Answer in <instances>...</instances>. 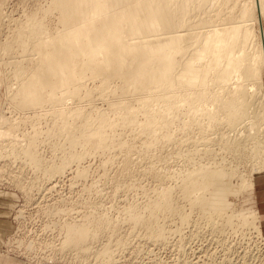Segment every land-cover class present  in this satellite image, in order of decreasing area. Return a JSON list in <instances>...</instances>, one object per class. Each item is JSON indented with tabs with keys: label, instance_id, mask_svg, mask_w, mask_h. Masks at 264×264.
I'll use <instances>...</instances> for the list:
<instances>
[{
	"label": "rangeland",
	"instance_id": "obj_1",
	"mask_svg": "<svg viewBox=\"0 0 264 264\" xmlns=\"http://www.w3.org/2000/svg\"><path fill=\"white\" fill-rule=\"evenodd\" d=\"M239 1L241 0H220L221 5L216 2L218 5L216 4L214 8L210 6L207 9L193 10L185 27L181 30H187L189 33L192 31L195 35L200 31L197 27L202 19L210 20L218 27L232 21L241 23L244 18H241L240 11L237 9L241 10L242 2ZM52 2L53 0H0V111L5 119L8 118V122H14L16 126L14 128L15 126L3 123V129H9L10 134L0 139V191L7 193L6 198L3 199L5 203L3 208H6L4 215L10 225V234L0 248V252L23 264H264L263 210L258 204L260 187L256 183L257 178L264 176V167L260 164L264 160V155H261V160L257 161L256 157L260 158L261 153L255 155L251 142L246 143V151L242 149L243 152L231 145V140L241 141L248 133V130L240 126L230 129L222 112L225 110L217 108L220 101H231V94L227 91L231 86L223 87L217 82H214V85L212 81L211 86L210 82L208 86L200 84L201 88L210 87L209 90L212 88L211 94L218 92L220 99L217 98L218 100L214 101L208 99L211 102L206 101L203 106L198 105L197 109L195 108L196 113L193 112L194 110L189 112V105L193 100L183 102L174 100V98L170 99L169 102L172 103L169 105L172 107L166 103L165 110L168 107L171 108L166 113L171 118H168V121L172 120L170 121L172 122L170 123L172 133L170 128L169 134V136L172 134V140L159 142H156V135L154 138L149 137L150 134H143L141 130H138L139 127L132 128L119 124L120 115L118 112L115 114L123 101L124 104L130 101L131 105L135 104L133 111H135V118L138 119L136 121L143 122L145 115L136 109L141 106V101L147 94L134 95V98L127 96L118 87L121 84L118 79L116 83H109L110 86H107L109 90L107 87L104 89L102 79L97 74L83 69L78 62L69 66V74L71 76L77 74L78 79L71 81L67 90L58 92L56 99L47 98L38 102L35 107L27 109L22 108L19 101L14 100V94L22 80V72H25L26 76V73H35L40 66L36 63L40 58L32 52V48H27L29 52L25 50V53L23 48L20 49L23 42L22 37L31 31L36 37L39 35L43 37L47 33L54 37L63 28L60 23V13L58 11L49 12ZM198 2L199 0H196L191 4L190 9H193L194 4ZM257 15L255 14V17ZM40 22L47 33L41 34L39 31V34L37 31ZM248 22L253 24V29L246 34V38H243L244 31H238L235 44H243V47L237 46L234 55L239 57L244 55L246 61L249 62L248 57L257 56L258 50L264 47L258 31L260 24L264 28V13L260 15L258 22L253 18ZM33 24H37L36 27ZM188 28L191 30L189 31ZM33 30H36L38 35ZM33 41L31 38L27 44L31 46ZM18 42L21 43L19 46L14 45H18ZM8 43H13L14 47L8 50V55L6 53L4 55V49ZM78 49L75 45L72 54H77ZM24 59L25 71H21L20 68L17 69L16 63L21 67ZM206 59L209 60L207 57ZM217 68L212 67L213 71ZM230 78L232 82L240 80L244 85L246 84L251 94L256 91L248 84L257 83L255 87L258 88L257 91H260L259 96L264 94V70L261 72L260 69L251 78H245L243 74H232ZM200 85H197V88H200ZM100 87L108 93L104 92L107 96L102 93ZM175 88H187V84L175 86ZM71 91H76L75 97L70 94ZM15 99L20 100L21 98L19 96ZM133 100L136 102L131 103ZM116 103L117 107L114 110L111 109L116 106ZM173 105L175 108L178 107V110H175ZM202 107L205 111L210 108L209 111H212L209 113L212 115V112L219 110L216 115L217 120L211 115H204L206 117L203 119L204 116H200ZM76 110L93 114L92 116H96L100 111L105 114L109 113L106 115L107 120L111 121V125L114 123L117 126L113 124L112 129L110 125L105 129L107 134L109 132L110 136L112 135L111 145L99 148L100 150H92L91 146L86 145L82 140L75 144L72 143L71 135L81 137L84 133L81 130H75L78 118L72 114ZM136 111L139 112L136 113ZM61 113L68 115L65 121L57 118V115ZM113 113L116 117L112 115ZM112 117L116 119L115 122ZM197 117L202 121H198ZM207 117H210L208 118L209 123ZM65 128L67 129L63 133ZM251 132V136L256 139L263 137L264 134L258 133L259 130ZM15 135L17 138L14 140ZM151 138L152 147L146 146ZM30 142H35V148L43 160L42 168H36L25 157L22 148L30 145ZM77 156L78 158H75ZM65 160L71 161V164L67 165L64 173L56 174L48 180L44 170L51 169L55 165L59 166ZM209 166L214 169L218 166L219 169L223 167L225 172L229 169L227 173L233 171V175L229 176L227 182L238 190L243 183V177V180L251 178L250 180L255 181L252 192L240 190L242 193L239 191L238 195L229 194L227 197L232 207L226 212L229 215L238 216H232L234 217L232 222L235 224L231 221V224H228L226 219L221 217V220H216V226L211 227L210 224L208 226L210 214L195 204L196 207L182 192V180L185 176L192 170L195 172L199 168L201 171L211 168ZM201 167L205 168L200 169ZM186 173L188 174L185 175ZM216 188L215 185L214 189ZM165 189H168L167 193L171 194L174 206L176 203L179 208L175 206L176 210L164 211L152 209L151 206L161 201L160 196L163 195L162 190ZM247 210L258 212V221L260 220L258 226L262 227V233L257 232L253 225H246L248 229L251 226L249 230L242 225V212ZM233 211L235 214L232 213ZM134 217H139V219L136 220ZM236 219L242 221L240 224L242 223L244 229ZM222 220L224 224H228L226 228L223 227ZM74 225L85 227L91 234L98 235L97 241L85 243L86 246L83 248L90 246V253H86L85 256L78 255L77 250L70 246L72 244L66 242V227ZM157 231L165 234L164 239H160V236L156 237L155 232ZM98 251H100V258H97ZM106 251H108L107 255H105Z\"/></svg>",
	"mask_w": 264,
	"mask_h": 264
},
{
	"label": "bare ground",
	"instance_id": "obj_2",
	"mask_svg": "<svg viewBox=\"0 0 264 264\" xmlns=\"http://www.w3.org/2000/svg\"><path fill=\"white\" fill-rule=\"evenodd\" d=\"M195 1L196 0H169L168 2L166 0H53L52 4L50 3L49 12L58 11L60 13V23L63 28L56 36L51 37L40 22L39 24L37 23L38 29H36L38 32L40 31L41 34L46 32V35L43 37H41V35L36 37L31 31L32 33L29 32L31 34L28 33L22 37L23 42L21 41L22 45L20 46V49L23 48L25 53L27 48H32V52L40 58V60L36 62L40 66L37 68L35 73H26L27 77L25 76V72H22V80L18 86V90L14 94V100L16 102L19 101L20 106L27 109L35 107L38 102L40 103L47 98L56 99V94L58 92L67 90L71 81L78 79L77 74L72 76L69 74V66L78 62L83 69L91 71L93 74H97L102 79L103 88L107 87L110 82L113 84L120 80L121 84L118 87L122 90V93H125L127 96H132L134 98V95L147 94L142 101L140 100L141 106L136 109L145 115V120L143 122L136 121L137 118H135V111H133L135 104H133L134 106L131 105L130 101H126L127 103L125 102V104L124 101L123 104L121 102L120 104H122V106L119 105L120 107L116 109L115 114L118 112L120 115L121 122L120 120H117L120 122L119 124L132 128L139 127L138 130H141V132L143 134L145 133V135L150 134L149 137L151 136L154 138V135H156V142H159L162 140L170 141L169 139L172 138V134L169 136L171 128L170 123H172L170 121L172 120L168 121L170 115L166 113L167 110L172 107L169 105L172 103H170L169 100L173 98L174 100L177 99L183 102L193 100L192 104L189 105V112L192 110L195 112V108L198 107V105L202 104L203 106L206 101L211 102V100L214 101L219 98L217 95L218 92H216L217 94H211L210 90L212 88L210 90V87L201 88L202 86L200 84H207L208 86V83L210 82L211 86V81L213 84L214 82H217V84L223 87L227 85H229V87L231 86L228 89L226 88L228 93L231 94V101L228 102L227 100L224 101L221 99L222 101L219 100L221 103L219 104L218 102L219 106L217 107L219 110L221 108L225 110L222 112L224 113V118L227 119V126L230 129L240 126L242 129L248 130L247 135L241 141L239 139L231 140V145L235 148L237 147L241 149L239 151L243 152L242 149L246 151V143L251 142L253 144L252 149L254 150L255 155L256 153H261L260 158H258L259 156L257 155V161H259V159L261 160V155H264V94L259 96L260 91H257L258 88L256 89L257 83L248 84V86L251 85V88H255L256 91V93L251 94L246 88V84L244 85V83L240 80L232 82L230 80V76L232 74H243L245 78H251L254 77L260 69L261 72L264 70V47H261L258 50L259 54L257 56H251V58L248 57L249 62L246 61L244 55L241 57L234 55L236 53L237 46L240 47L239 45H241V47H243V44H235L238 31H244L245 34L243 35V38H246V34L253 29V24H250L248 21L253 18V20L258 22L260 15L262 16L264 13V0L239 1L242 2L241 10L240 8L237 9L240 11L241 18H244L241 23L240 21H232L223 24V26L221 24V27H218V25H214L210 20L202 19V22L197 27L200 31L194 35V33L190 31V28H188L190 33L187 30H181L185 27L187 20L190 18L191 11L196 9H207L210 6L214 8L217 4L216 2L221 5L220 0H199L197 4H194L193 9H190V5L195 3ZM234 4L236 3L234 2ZM255 14H258L257 17H255ZM37 24H33L34 27H36L35 25ZM258 31L264 44V28L261 24L259 25ZM36 34L38 35V33ZM31 38L35 41V43L33 41L32 45L29 46L27 43ZM19 39L21 40V38ZM19 43L20 42H18V45H14L19 46L21 44ZM8 44L5 46L4 55L5 53L8 55V50L14 47L13 43ZM75 45L79 49L77 54H72L73 47ZM1 51H3V49ZM11 53H13V51ZM206 57L209 58V60L206 59ZM24 61L25 59L22 60L21 67H19L16 63V66H18L17 69L20 68L21 71H25V65H23ZM244 62L246 63L244 64ZM212 67L218 68L213 71ZM244 67L247 68L243 71L242 68ZM114 79L115 82H113ZM116 79L118 80L116 81ZM230 81L232 82L231 85L229 84ZM183 84H187V88H175V86H182ZM197 85H200V88H197ZM119 88L116 86L117 90ZM109 89L110 88H108V90ZM111 89H113V87ZM261 89L262 88H260V90ZM221 91L223 90L221 89ZM104 92L105 90L102 93L104 94ZM70 94L75 97L76 91H71ZM104 95L107 96L106 94ZM219 95H221V93H219ZM19 96L21 98L20 100L15 99ZM134 102L136 101L133 100L131 103ZM166 103L170 106L167 110H165L167 106ZM117 105L118 104L116 103V106L111 109L114 110ZM199 107L201 108V106ZM176 109L178 110V107L175 108V110ZM204 109H206L205 106ZM209 110L205 111L202 107L200 116L211 115V117L214 116V118H216L219 110L218 112H212L213 115L209 113L212 110ZM97 111L99 112V110H96V112ZM139 111H136V113ZM196 111L198 112V110ZM170 112L172 114L174 113L172 110ZM108 114L100 111L97 115L95 114L96 116H92L93 114L82 113L80 110H76L72 114V116L75 117L76 115V118H78L75 123V130L77 131L78 129L84 133H82L81 137L78 136L79 138L72 136L70 133L71 142L75 144L79 141L81 142L82 140L86 145L91 146L92 150H97L107 145H111L112 139L110 137L112 135L110 136L109 132L108 135L105 132V129H107L106 127L109 125L112 126V129L115 124L113 123L114 125H111V121L109 122L107 120L108 118L106 115ZM115 114L113 113L112 115L115 116ZM175 116L177 115L175 114ZM205 117L206 116H204L203 119ZM57 118H61L65 121L68 118V115L61 113L57 115ZM208 118L210 117H207L206 119L208 120ZM112 119L115 122L116 119L114 120L113 117ZM198 121L201 122L202 120L198 118ZM212 122H214V120ZM3 123H7V125H11L13 127L15 126L14 122H8V118L5 119L4 115H2L0 111V139L5 135L8 136L10 134L8 131L9 129H3ZM73 124L74 123H72V125ZM212 124L217 123L215 122ZM89 127H91V129ZM115 127L117 126L115 125ZM211 127L212 126H210V128ZM14 128H16V126ZM66 129L67 128L63 130V133ZM252 130H259L258 133L262 132L263 137L261 136L256 139V137L251 136ZM111 131L113 132V130ZM71 132H73V130ZM114 132H116L115 129ZM14 137L15 140L17 137L16 135ZM145 138L147 137L145 136ZM152 138L147 142L146 146L152 145ZM254 140L255 142L253 143ZM34 144L35 142H30V145L24 146L22 150L24 151L25 157L32 164H34L36 168H42L41 163L43 160L40 158L41 156ZM121 145H119V147ZM144 148L146 147L144 146ZM86 151L87 150L85 149V152ZM75 158H78V156ZM75 161L77 162L78 160ZM257 161L255 160V162ZM70 164L71 161L65 160V162L61 163L59 166L55 165L51 169L46 168L44 172L47 179L51 180L56 174L64 173L67 165L69 166ZM260 164L264 167V160H262ZM206 166L207 165H205V167ZM205 167H201L200 169ZM209 167L212 168V166ZM211 168L202 169L201 171H199L198 168L195 172L192 170V172H188L189 174L186 173L185 175H188L185 176L184 180H182V192L185 197L189 198L191 202L194 203V205H198V207H200L203 211L210 214L211 217L209 216L210 219L208 220H210V223H208V226H216V220H221V217L225 218L228 224H231L232 219L234 218H232V216H235L236 214L234 211L232 213L235 215H229V213L226 212L232 207V203L227 200L228 195L235 193L238 195L237 193L240 190H249L252 192L255 187V181L250 180L251 178L243 180V177V183H241V188L238 190L227 182L228 178H230L229 176L234 173L232 169L231 171L233 173L231 171V173H227L229 169L225 172L223 167H220L221 169H219L218 166L217 169L212 168L213 170H211ZM215 185L217 186L216 189H214ZM162 191L163 195L161 194L162 196H160L162 197L161 201H159L158 204L156 203V205L151 206L152 209L163 211L173 209L176 210V203L174 206L171 194L167 193L168 189ZM178 210L180 211V209ZM242 213H239L240 215L242 214V217L240 215L239 216L243 219V222L240 221V217V220L236 219L239 221V224L242 222L243 224H241L244 225L245 228L249 225H253L255 226V230L257 232L262 233V227L258 226V222L260 221H258V212L255 210H247ZM189 214L186 215L189 216ZM182 217L184 218L185 216ZM134 219L138 220L139 217H134ZM221 223H223V220ZM224 223L223 227L225 226L226 228L228 224ZM153 227L155 228V226ZM249 229L247 227V230ZM155 234L156 237L160 236V239H164L165 234L163 232L157 231ZM65 237L66 242L72 244L70 246L77 250L78 255L80 254V256H85L86 253H90V246L86 248L83 247L86 246V244L93 242V240L97 241L98 235L91 234L85 227L74 225L66 227ZM105 253V255H107L108 251ZM97 258H100V251L97 252ZM109 258L111 260V253L109 254Z\"/></svg>",
	"mask_w": 264,
	"mask_h": 264
},
{
	"label": "crops",
	"instance_id": "obj_3",
	"mask_svg": "<svg viewBox=\"0 0 264 264\" xmlns=\"http://www.w3.org/2000/svg\"><path fill=\"white\" fill-rule=\"evenodd\" d=\"M256 183L260 187L259 194H258V204L260 209L262 207L263 215H262V222L264 226V176H261L256 179ZM7 193L0 191V248L5 244L8 235L10 234V225L6 220V216L4 215L6 208H3V199H5ZM0 264H23L21 261L9 258L7 255H4L0 252Z\"/></svg>",
	"mask_w": 264,
	"mask_h": 264
}]
</instances>
